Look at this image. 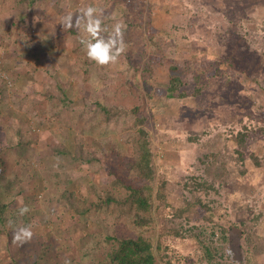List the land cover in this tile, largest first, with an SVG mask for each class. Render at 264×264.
<instances>
[{
  "label": "rangeland",
  "instance_id": "obj_1",
  "mask_svg": "<svg viewBox=\"0 0 264 264\" xmlns=\"http://www.w3.org/2000/svg\"><path fill=\"white\" fill-rule=\"evenodd\" d=\"M54 1L37 0L32 4L25 22H20L17 27L12 29L8 27L12 20L9 13H0V19L3 21L4 26L0 37V85H5L8 95L14 99L17 98L21 101L22 96L30 95L39 100V103L32 104L23 111H16V114H14L13 108L7 106V102H0V145L6 143L7 137L12 138V132L8 131L6 124V121L11 117L24 126L30 125V133L36 142L40 139L42 142L43 140L51 141L49 137L44 139L43 136H38L41 128L47 132L50 131L48 125H53L51 131L56 130V127L59 126L57 120L55 121L53 118L54 114L44 112V90L46 86H52L51 89L55 92L54 86L57 83L67 85L73 108L78 106L84 108L86 106V104H83L85 100L88 103V101L91 102V100L100 96L99 91L105 81H102L94 73L87 77L86 73L73 70V54L71 53L69 32L60 24L62 18L69 13L74 14L89 5L97 7V0H64L62 2V4H65L63 13L55 11L54 8L52 9L51 6ZM156 1L158 0H123L127 3L121 2V6L126 5L123 7L124 9L120 10L121 7L117 6V9H119L116 10L117 12H126L128 17L132 19L142 17L146 23L145 25L142 23L141 28L137 26H135L136 28L129 27L128 32L130 35L124 37L125 46L130 50L131 58L135 60L133 62H136L138 69H128L122 53L114 65L112 77L106 81L105 93L109 91V88L113 90L117 87L120 91L126 92V88L121 82L123 79L129 77L131 82V78L135 75L139 80H143L144 76H147L148 82H146V85L151 86V90L149 88V92L145 91L149 93H146L148 96L146 103L138 97H125L123 99L128 107L134 105L141 107L140 104L143 102L142 108L147 110V107H150L152 97L151 100L156 101L159 109H161L146 119L145 122L146 128L152 134L153 151L156 155L154 159L158 168L157 172H160L159 178L165 179L164 197H162V200L163 198L164 200L159 207L161 211L159 219L162 221L160 227L167 229V232L161 238L163 246L167 245L168 250L158 251V260L161 257L164 259L167 257L170 258L171 264H216V262L218 264H243L245 262V249L243 248L245 239H243L241 233V226L238 224L242 221L251 223V216L257 210L256 203L264 205V159L262 155L263 147L259 143H252L251 148H253L255 154L262 155L263 165L252 168L242 175L235 172L232 176L233 185L231 187L229 185L227 187L226 185L222 187L215 185L218 193L210 192L207 195L201 191L198 193L204 201L213 199L212 202H209V206L218 210L222 215L221 220L218 219L217 215L213 219L207 218L204 207L199 203L188 213L178 214L175 212V208L184 204L185 198L183 196H190L188 188L183 185V180L189 176L194 164L196 165V156L207 154L217 144H221V140L229 132L227 129L239 127L241 122L245 121L255 124V126H264V106L260 109L257 108V110L253 109L254 111L248 116H244L240 111V105L245 103L249 106L257 104L256 94H264V76H262L260 69L250 70L248 76L241 77L243 80L236 83L235 91H230L231 93L226 95V99L222 98L223 96L220 94L224 87L222 82H218L217 79H212L213 81L211 80L209 86L201 92L202 94L194 95L190 91L186 98L172 99L165 97L163 88L159 83L165 82L168 78L167 65L157 60L153 49L148 48V45H143L142 37L150 36V34H154L156 30H159L154 26L158 21L161 22V27L163 26L167 30L175 28L172 26L173 24L174 26L182 24L187 19L186 12L188 9L183 11L184 14L178 13L182 12L181 7L178 6L180 0H161L158 8L151 9V3ZM203 1L209 3L208 0ZM263 2L257 1V6H251L250 3V5L244 7V10H246L244 17H246L242 20L246 22V26L253 27L254 22L259 23L260 14L264 11ZM249 6H251L250 9ZM176 7L178 9H175ZM240 14L236 11L235 17L237 20H231L228 26L239 22L238 17ZM221 15V13L217 14L219 20ZM202 18L207 19V16ZM259 24L264 25V23ZM248 29L250 33L246 32L247 38L252 34L255 38H252L248 43L243 42L237 45L242 49L239 56L243 58L238 63L250 67L257 51L262 52L264 59V50H260L264 48V30L254 32V30ZM24 34L27 36L28 43L33 47L34 53H29L26 50L21 53L17 49L18 46H22L21 39L23 40L22 36ZM177 37V40H180V35H177ZM253 40L254 42H252ZM226 43L225 49L230 50L235 43V37L229 36ZM183 44L179 45L180 50H185L186 47V50H189L191 54H196L201 49V47H197L198 44L192 39L191 43L187 39L183 40ZM160 45L167 48L168 40L161 41ZM142 53H146V57L145 55L141 56ZM261 57L262 55H258L257 58L260 59ZM179 59L182 60V57ZM180 60L176 59L175 63L181 66L183 62ZM143 62L150 68V70L145 71L146 75L141 69ZM258 63L261 65L262 61L258 60ZM231 77L238 78L239 76L233 74ZM138 89L141 92L143 91L142 84L138 86ZM109 96H112V94H109ZM22 104H25V101ZM51 112H53V109ZM65 112L67 113V110ZM40 118L44 121V125H41L39 130L34 128L33 123ZM128 120L127 118L124 119V121ZM119 122L120 120L110 119L82 134L83 146L92 154L93 160L90 163L74 161V164L69 168V173L75 176L76 184L70 185L69 188L75 190L77 196L87 199V201L97 200V193L102 196L101 191L106 190L116 193L117 190H122V186L114 183L116 178L120 177L126 184H137V180L128 174L131 168L128 165L133 158V154L130 151V145L125 141L126 134L133 131L135 127L129 122L120 127ZM67 135L68 129L64 132V136ZM192 135L199 136V139L196 141L190 140L189 137ZM259 141L264 142V136ZM254 142H257V139ZM2 151L0 150V157L4 160L5 173L21 176L20 182L7 195V199H4L9 202L5 210L12 209L14 213L27 204L29 194L41 196L43 188L49 186L50 181L48 179L37 180V176L40 175L30 176L33 172L32 169L21 171L14 158L7 153L3 154ZM50 153L49 148L43 146L39 156L36 155L32 159L35 171L37 168H42L40 173L42 176L47 175L48 165L52 167L57 163H67L66 158L54 157ZM250 172L254 174L251 176ZM16 189L19 193H16ZM11 194H14V196L9 198L8 196ZM165 202L168 205H165ZM232 202H234V205H232ZM253 205L256 207H252ZM62 215L63 221L54 217L53 225L43 223L47 229L41 228V225L37 226L35 239L32 238L25 243L22 246V252L14 247H8V240L5 239L4 244L7 247L3 250L0 249V264H7L6 261H11L13 258H18V264H33L34 260H41L40 262L45 264H65V261H69L70 264H92V257L80 259L76 249L73 245L71 246L74 240L76 241L84 236L89 228L94 226V229L96 227L97 232L103 236L104 232L115 233L118 236L135 234L129 228L130 222L127 218L113 220L112 216L100 213L99 219L101 218V223L105 225L103 226L105 230H103L100 223L92 221L91 218V221L89 220L86 225H82L77 217H70L69 214ZM23 222L30 224L28 219L19 221V224ZM59 224L62 228H67L68 231L59 234L55 229ZM221 226L226 229L225 233L222 232ZM262 229L263 227L259 235L264 236V229ZM41 230L46 232L45 234H48V236L43 238L40 234ZM174 230H177L178 233H174ZM222 236H225V239ZM198 240L203 241L205 244H211L223 255H219L213 260L205 258L203 246ZM41 242L45 245L52 244L54 248L49 249L50 247H47L46 252L42 253L39 247ZM262 243L264 245V242ZM59 245L65 246V249L58 251L57 247ZM256 245V243H253V246ZM104 248L106 247L104 246ZM228 249H231L234 255L226 254ZM52 251L57 252L53 254ZM102 251L104 252V250ZM102 251H97L98 253L95 255H100ZM252 253L254 254V252ZM19 256L21 257L19 258ZM253 256L257 264H264V251Z\"/></svg>",
  "mask_w": 264,
  "mask_h": 264
},
{
  "label": "trees",
  "instance_id": "obj_2",
  "mask_svg": "<svg viewBox=\"0 0 264 264\" xmlns=\"http://www.w3.org/2000/svg\"><path fill=\"white\" fill-rule=\"evenodd\" d=\"M36 1L37 0H0V13L8 12L12 19L8 27L12 29L17 27L20 22L24 23L32 4ZM208 1L209 3H206L201 0V3L199 0H188L187 2L185 0H180L178 6L181 7L182 12L178 13L184 14L183 11L188 9L186 12L187 19L182 24L175 26L173 24L172 26L175 28L167 30L163 26L161 27V22L158 21L154 26L159 30H156L154 34H150V36L142 37L144 41L143 45H148V48L151 50L153 49L154 54L157 56V60L167 65L168 78L165 82L159 83L167 98H186L190 91L194 95L202 94L201 92L209 86L211 80L217 79L218 82L220 81L223 84L224 88L220 91V94L223 96L222 98L226 99V95H228V93L230 94V91H235L236 83L243 80L241 77L248 76L250 70L254 71L260 69L262 76H264V59L262 52L257 51L255 59L252 62L253 64L247 67L238 63L240 60H243V58L239 56V52H241L242 49L237 45L243 42L248 43L252 38H255L253 34L247 38L246 32L250 33L248 28L254 30V32H261L264 30V25L259 24L264 23V11L260 14L261 19L259 23L254 22L253 27L246 26V22L242 20L246 17H244V15H246L244 7L250 5V3L251 6H257V1L264 0ZM62 2H64V0H55L51 6L52 9L54 8L55 11L63 13L65 4H62ZM121 2H123V0H97V8L103 9L102 19L104 27L111 29L112 25L117 21L125 25L124 37L126 38L130 35L128 32L129 27L137 26L141 28L142 23L145 25L146 22L142 17H135L132 19L128 17L126 12H121L122 14L117 12L116 10H119L117 6L121 7L120 10H123V7L126 6H121ZM159 2L161 3V0L151 3V9L158 8ZM123 3L127 4L126 2ZM251 6L248 8L250 9ZM262 6H264V2ZM175 9H178V7ZM236 11L241 13L238 17L239 22L233 23L232 26H228L231 20H237L235 17ZM78 12L79 10L74 14ZM219 13L222 14L220 20L217 16ZM139 16H141V14H139ZM203 16H207V19H203ZM3 27V21L0 19V37ZM66 30L69 32L70 45L72 47L71 53L73 57L71 54L69 55L72 57L73 70L86 73L87 77L94 73L105 82L100 88L99 98H94L91 102L88 101V103H86L85 100L83 104H86V106H84V108L80 106L73 108L71 99L68 95L67 85L57 83L54 86L55 92L51 89L52 86H46L44 90V112L54 114L55 116H53V118L55 121L57 120L56 122H58L59 126L56 127V130L51 131L53 125H48L47 127L50 131L45 132V130L41 128V125H44V121H42L41 118L37 122H34L33 125L34 128H41V130L39 129L38 136H43L44 139L49 137L51 139L50 142L45 140L42 142L41 139V142L39 140L36 142V140L32 138L33 135L30 133V125L24 126L21 122L12 117L6 121L8 131L12 132V138H10V136L7 137L6 143L0 145V150H3L2 153L11 155L20 166L21 171H30V169H32L33 172L30 176L40 175L37 176V180L43 181L48 179L50 182L49 186L43 188L41 196H32L29 194L26 205H28L30 211L24 216L19 215V210L14 213L12 209L5 210L9 202L4 199H7V195H9L20 182L21 176L19 174H6L4 160L0 157V249L3 250L7 247L6 244H4V240L7 239L8 247H14L18 249L19 252H22L23 247L12 242L13 228L20 225H28L25 224V222L19 224L21 220L28 219L30 221L29 225H31L33 232L32 238L35 239L38 229L37 226L41 225V228L47 229L44 227L45 224L43 223L53 225L54 217L63 221L62 214H69L70 217H77L82 225H86L91 218L92 221H98L100 227L105 230L103 227L105 225L101 223V218L99 219L101 213L103 215L112 216L113 220L127 218L130 222L129 228L132 229L135 234L118 236L115 233L110 234L109 232H104L103 236L97 232L96 227L93 229V226L89 228L84 236L76 241L74 240L71 244L78 252L80 259L92 257V264H171L170 258L166 257V259H164L161 257L160 260H158L157 254L158 251L162 249L168 250L167 245L163 246L161 238V236L167 232V229L160 227L162 221L159 219L161 214L159 207L164 200V198L162 200V197H164L165 179L159 178L160 172H157L158 168L154 159L156 155L153 151L152 134L145 126L146 119L161 110L156 101L151 100L152 97L150 99V107H147V110L142 108L143 102L146 103V101H148L147 94L149 93L147 92H149V88L151 87L146 85L148 78L144 76L143 80H139L135 75L131 78V82L129 77L128 79L125 78L121 82L122 85L125 86L126 92L120 91L117 87L113 90L109 88V91L105 93L106 81L112 77V72L116 63L107 66H99L95 62L90 61L86 56L83 45L80 43L81 33L75 27L71 29L66 28ZM208 34L212 35L210 36ZM177 35H180V40H177ZM229 36L235 37V43L230 50L225 49ZM22 38V46H18L17 49H19L21 53L25 50L29 53H34L33 47L28 43L27 36L24 34ZM186 39L189 40L190 43L191 39L196 42L198 44L197 47H201L200 51L196 54H191L189 50H186V47L185 50H180V46L184 45L183 40ZM164 40H168L167 48L160 45L161 41ZM252 42H254V40ZM179 43L182 44L180 45ZM260 50H264V48ZM123 55L126 67L128 69L137 70L136 62H133L135 60H132L130 50H128L126 46ZM143 55L146 57V53L141 54V56ZM258 55H262V57L258 59ZM180 56L182 60L179 59L181 58ZM176 59L183 62L181 66L175 63ZM258 60L262 61L261 65L258 63ZM141 69H143L144 72L150 70L144 62ZM233 74L239 77L232 78L231 75ZM140 84L143 86L142 92L138 89ZM109 94H112V96H109ZM256 96L258 98L257 104L249 106L245 103L240 105V111L244 116L251 115L252 111H254L253 109L257 110V108L260 109L264 106V94H256ZM125 97H138L142 99L143 102L140 104L141 107L139 105L128 107L126 101L123 99ZM21 99L20 101L17 98L14 99L10 97L5 85H0V102H7V106L13 108L14 114L18 111H23L32 104L39 103V100H36L30 95L22 96ZM24 101L25 104H22ZM52 109L53 112H51ZM64 109L67 110V113ZM125 118L129 120L124 121ZM110 119L120 120V127L126 125V122H129L135 127L133 131L126 132L125 141L130 145V151L133 154V158L128 165L131 167L128 174L137 180V184H126L120 177L116 178L114 183L122 186V190H117L116 193H111L110 190V192L106 190L101 191L103 197L99 196L97 193V200L92 199V201H87V199L77 196L75 190L69 188L70 185L76 184V178L70 175L69 168L74 164V161L90 163L93 160L92 154L83 146L82 134L88 129L90 130L97 127L98 124L107 122ZM240 124L239 127L227 129L229 132L221 140V144H217L215 148L213 147L207 154L196 156V165L194 164V168H191L189 176L183 180V185L188 188L190 196H183L185 198L184 204L175 208L176 213H188L199 203L204 207L207 218L213 219V217L217 215L218 219L221 220L222 215L218 210L209 206V202H212L213 199L204 201L198 193L200 191L205 195L210 192L218 193L215 185H217V187L225 185L226 187L228 185L231 187V185H233L232 176L235 172L238 175H242L252 168L261 166V164L263 165L261 156L263 155L264 159V142H260L259 140L264 136V126H255V124L253 125L245 121ZM67 129L68 135L64 136V132ZM198 137L197 135H192L189 138L190 140L196 141L199 139ZM256 139L257 142H254ZM168 140L170 139L168 138ZM252 143H259L263 147L262 155L254 153L253 148H251ZM43 146L49 148L51 151L50 155L52 154L54 157H63L67 159V163L65 164L57 163L52 165V167L48 165L47 170L48 168L49 170L45 176L40 174L42 168H37L35 171V167L32 165V159L36 155L39 156ZM253 174V172H250L251 176ZM15 191L19 193L18 189ZM16 193L14 192V194ZM14 194L8 197L11 198ZM256 204L257 210L255 214L251 216V223L242 221L238 224L241 226V233L243 234V239H245V245H243L245 249V262L243 264H257L253 255L264 251V245L262 243L264 242V236L259 235L261 228L263 227L264 229V205ZM165 205H168L167 202H165ZM232 205H234V202H232ZM252 207L256 206L253 205ZM9 221H12L11 225ZM55 229H57L59 234L68 231L67 228H62L61 224ZM169 229L171 230V228ZM221 230L223 233L226 231L222 226ZM40 232L43 238L48 236V234H45L46 232H42V230ZM174 233H178V231L174 230ZM222 238L225 239V236H222ZM198 241L203 246L205 258L213 260L219 255H223L211 244H205L201 240ZM253 243L257 245L253 246ZM104 246L106 248H104ZM39 247L40 251L44 253L47 247L53 249L54 245H45L41 242ZM63 248L65 249V246L59 245V247H57L58 251ZM101 249L104 250V252ZM97 251H102V253L100 255H95L98 253ZM52 252L54 254L57 251ZM252 252H254V254ZM20 257L21 256H19V258ZM40 261L41 260H34L33 264H45ZM6 263L18 264V258H13V260L6 261ZM216 264H218V262H216Z\"/></svg>",
  "mask_w": 264,
  "mask_h": 264
},
{
  "label": "clouds",
  "instance_id": "obj_3",
  "mask_svg": "<svg viewBox=\"0 0 264 264\" xmlns=\"http://www.w3.org/2000/svg\"><path fill=\"white\" fill-rule=\"evenodd\" d=\"M103 9L89 5L81 8L78 13H69L62 18L63 28L75 27L80 33V43L83 45L86 56L99 66H107L118 61L125 51L124 31L125 25L117 21L111 29L103 26ZM30 211L27 205L19 208V215L24 216ZM12 224V221H9ZM12 242L23 246L33 237L31 225H20L12 230ZM228 255H234L231 249ZM65 264H70L65 261Z\"/></svg>",
  "mask_w": 264,
  "mask_h": 264
}]
</instances>
